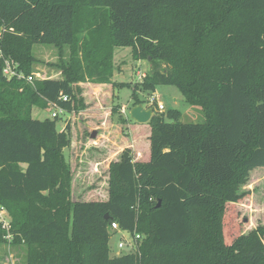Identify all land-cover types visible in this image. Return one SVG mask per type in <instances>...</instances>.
<instances>
[{"label": "trees", "instance_id": "16d2710c", "mask_svg": "<svg viewBox=\"0 0 264 264\" xmlns=\"http://www.w3.org/2000/svg\"><path fill=\"white\" fill-rule=\"evenodd\" d=\"M39 44L57 46L60 57L69 48L63 79L27 80ZM126 47L152 65L143 91L177 86L205 120L155 110L149 160L125 149L110 163L108 198L74 200L63 154L70 124L59 131V118L35 119L33 108L83 109L74 85L113 84L115 49ZM7 61L22 78L4 73ZM257 168L264 0H0V205L27 264H264V225L230 245L223 225ZM112 223L140 235L136 253L110 256ZM4 236L0 227V244Z\"/></svg>", "mask_w": 264, "mask_h": 264}, {"label": "rangeland", "instance_id": "374dc122", "mask_svg": "<svg viewBox=\"0 0 264 264\" xmlns=\"http://www.w3.org/2000/svg\"><path fill=\"white\" fill-rule=\"evenodd\" d=\"M63 51L64 56L60 57L59 48L55 45H35L33 54L37 62L33 66L34 80L63 79L59 65L67 64L70 58L69 48L66 47ZM113 66V84L102 87L95 85L104 84L93 82L74 85L82 90L79 98L83 100V109L60 113L59 109L53 106L46 109L33 108L32 115L35 119H53L57 114L59 131H64L70 124L71 146L65 149L63 154L72 168L74 200L107 199L110 188V163L114 159L119 161L125 149H131L135 160H149V122L140 124L130 117L131 109L137 106L132 96L134 91L147 109L152 107L151 109L157 111L158 104H163L162 112L168 114L171 110H178L181 113L180 121L183 123H199L205 120L203 109L190 105L177 86L161 85L154 92L143 91L140 84L152 69V65L148 60L134 61L131 48H117ZM166 120L172 122L168 118ZM240 191L249 194L240 202L228 205L223 222L227 245L241 235L249 234L258 226L264 225V168L253 170L247 184L242 186ZM123 235L128 240H133L131 234ZM120 239L122 234L112 236L111 257H119L129 251L119 250ZM27 258L26 245L14 244L8 240L0 244V264H27Z\"/></svg>", "mask_w": 264, "mask_h": 264}, {"label": "built area", "instance_id": "2783aa9c", "mask_svg": "<svg viewBox=\"0 0 264 264\" xmlns=\"http://www.w3.org/2000/svg\"><path fill=\"white\" fill-rule=\"evenodd\" d=\"M4 73L7 76H9V77H13V76H16L18 78H22L23 77V75L19 74L16 71V69L13 67V64L11 62H9V61H7V63H6V67H5ZM27 80L29 82H33L34 78H33V76H29L27 78ZM63 99L65 101L68 100V98L65 97V96H63ZM56 108L59 109L60 113L65 112L62 108H59V107H56ZM163 110H164V105L163 104H158L157 111H159V112L161 111L162 112ZM54 117H57V114H55ZM9 218H10V216H9L7 210L0 205V227H2V229L5 231L4 238L6 240H8L9 242H12L13 235L11 234V231H10L11 230V224H10L11 219L8 220ZM111 228H112L113 231L117 232L118 234H122V239H120V242L118 243L119 250L123 251V250L128 249L129 251L126 252V253H131V252L136 253L138 251V240L140 239V235L136 234V236H134L131 232L126 231V230H122L118 223H112ZM124 233L131 234L132 237H133V240H128L123 235Z\"/></svg>", "mask_w": 264, "mask_h": 264}, {"label": "water", "instance_id": "95a60500", "mask_svg": "<svg viewBox=\"0 0 264 264\" xmlns=\"http://www.w3.org/2000/svg\"><path fill=\"white\" fill-rule=\"evenodd\" d=\"M153 115L154 110L151 108L147 109L142 104L133 107L130 111L131 119L140 124L150 122ZM106 217H108V215Z\"/></svg>", "mask_w": 264, "mask_h": 264}, {"label": "crops", "instance_id": "0c3cea01", "mask_svg": "<svg viewBox=\"0 0 264 264\" xmlns=\"http://www.w3.org/2000/svg\"><path fill=\"white\" fill-rule=\"evenodd\" d=\"M116 50H117V48L115 49V53H116ZM95 86L102 87V86H108V85L104 84V85H95ZM95 86H92V87L94 88ZM109 153H110V152H109ZM115 160H118V159H114V161H115ZM95 169L98 171V166H96Z\"/></svg>", "mask_w": 264, "mask_h": 264}]
</instances>
